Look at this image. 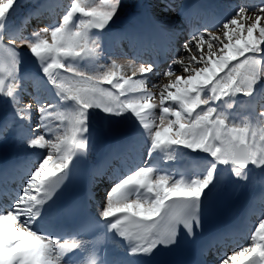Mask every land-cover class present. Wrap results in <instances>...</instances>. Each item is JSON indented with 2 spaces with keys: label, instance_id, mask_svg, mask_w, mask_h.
<instances>
[{
  "label": "snow or ice",
  "instance_id": "snow-or-ice-1",
  "mask_svg": "<svg viewBox=\"0 0 264 264\" xmlns=\"http://www.w3.org/2000/svg\"><path fill=\"white\" fill-rule=\"evenodd\" d=\"M121 4L69 0L59 22L22 36L9 27L16 0H0V98L12 108L11 119L0 123V138L16 126L26 148L47 150L37 154L23 187L0 205V264H147L144 258L177 245L182 233L194 239L201 231L202 212L225 170L244 182L253 169L264 174V102L254 118H236L230 111L238 96L255 102L264 76V0L238 4L215 25V32L207 27L193 31L182 45L186 55L173 58L161 78L151 83L153 63H99L101 35ZM169 25L156 21L160 29ZM20 49L34 60L40 83H46L58 101L37 95L35 109L21 104L25 53ZM33 112L38 116L35 124ZM97 112L109 121L122 118L135 124L146 153L108 187L97 217L57 234L42 227L45 213L69 179L73 159L88 155L90 124ZM53 121L58 123L54 126ZM183 149L206 154L198 157L204 161L198 172L186 175L158 166L159 154ZM94 227L104 229L102 256L95 241L79 238ZM248 240L221 256L220 264H264V215ZM117 241L123 242V252L113 254L111 245Z\"/></svg>",
  "mask_w": 264,
  "mask_h": 264
},
{
  "label": "bare ground",
  "instance_id": "bare-ground-1",
  "mask_svg": "<svg viewBox=\"0 0 264 264\" xmlns=\"http://www.w3.org/2000/svg\"><path fill=\"white\" fill-rule=\"evenodd\" d=\"M178 1L179 0H176V2H178ZM42 3H44V4H42ZM53 3H54V0H48L47 4H45V0H42V1L38 2V4L33 6V10L37 11L38 6H41V5H43L44 7H49ZM165 4H170V3L166 2ZM196 5L197 4L188 6L187 8H185L183 10L184 13H186L189 10L191 11V14L187 17L188 25L190 24V26H191L190 28L200 26V24L205 22V19L199 20V23H197L199 25L191 22V16L195 12V6ZM41 8H43V7H40L39 10H41ZM154 10L155 9L153 6V0H142V3L139 5L133 4L131 10L127 13V16L122 19V24L120 27L121 28L126 27L128 29L130 40L135 39V38L139 39L143 36H150V38L152 37L154 39V41H156V42H158L159 40L164 42V44H166L169 47V50L171 52H173L175 50V48H177V51H179V47H177L176 44H178L180 41V39H178L177 37L181 33L179 34L178 30L173 29L175 22H172V24H170L166 29H160V28L156 27V21L161 20L163 18L159 17V16H155ZM29 12H30V9L28 11H26V14H23L22 11L15 9L14 18L20 19V22L15 24L14 30H16L19 35H22V26H24L29 21V18H28ZM130 13H132L136 17L138 22H135L133 19H131L129 17ZM172 20H175V18ZM213 20H214V18L209 19L210 22H212ZM32 24L36 25L35 22H33ZM18 26H19V28H18ZM112 27H114V26H112ZM198 30H200V29H198ZM183 31L184 30H182V32ZM5 41H6L5 43H7V40H5ZM105 44L106 43H104V45ZM109 44L110 45L104 46V52H106L107 54L105 55V58L100 59L99 62H101V60H103V64H108L112 60H114L118 64L125 65L124 62L117 59L118 56H123V53H125V49L123 48V46L120 43L111 42ZM184 54H186V53H184ZM170 57L174 58L173 53L170 55ZM26 61L29 62L30 67L27 68L26 70L22 71L20 74L21 80L19 83V87H20L19 99H20V97L26 96V95L29 98L32 97V99H34V97H36L38 94H40V91L42 90V88L40 87L41 86L40 80H36V75H40V74H39V71H37V68H38L37 65H35L34 60L32 58H30V56H28ZM135 63H137V65L141 64L140 62H135ZM128 64H130V62ZM40 79H42V77H40ZM157 80H155V81H157ZM259 92H260L259 88H257V93H259ZM40 97L50 99V96L48 94L45 95L44 93H42V91H41ZM256 97H257V95H256ZM236 106H237V104H236ZM0 109H5L6 111H8L11 114V117H12V108H11L9 103H6L3 101V98H0ZM235 109H236V107H235ZM11 117H9L7 120H10ZM94 120H95V122H102L105 124L106 132L110 136L111 139L115 138L119 134H122L126 130L132 129L134 132V144L136 145L135 149L139 151V153H140L139 156H141L142 148H143L145 142H144L142 137L136 135V125L135 124H133L129 120L122 119V118H115L112 121H109V120L104 118V115L102 113H99V112L95 113ZM100 140H101V136H99L97 134H91V138L89 141V147H96ZM39 152H44V150L28 149V148H26V146L24 144L17 145V147L15 148V154H23V155L29 157L34 166H35L34 161L38 158L37 154ZM169 156H174L175 159H168ZM181 158H182V155L179 152H177V153H161L158 156V159L163 160V162H165L166 164H173V168H176V166L180 162ZM135 163H136V161L133 162V164H135ZM202 164L203 163L195 162L192 164V166L195 169H200ZM30 167H31V164H28L25 167V169L30 168ZM99 173L100 174H97L95 176L94 181L98 182L100 184L110 182V181L113 182L119 176L118 173L112 174L111 171L104 172V169L100 170ZM227 179H228L227 175H224V179H223L222 183L220 184L218 191L216 192L215 195H222L228 191V190L226 191L227 187L225 186ZM18 180H20L19 177L17 178L16 182L12 183V182L6 181V179L0 178V191L2 192V195L4 196L3 199L6 202V204H8L10 202V199L23 187V186H21V183H18ZM251 183H252V181H251V178L249 176V179L247 182L236 180L234 182L233 186L235 184H238L239 187H242V186L248 187L251 185ZM258 184L260 186L262 185L260 181L258 182ZM96 190L93 193V195H94V198L99 202V198H101L103 195L101 192H96ZM229 191H230V189H229ZM9 194H11V195H9ZM258 200H259V203H261V205L264 208V196H260ZM101 203H102V201H100V204Z\"/></svg>",
  "mask_w": 264,
  "mask_h": 264
},
{
  "label": "rangeland",
  "instance_id": "rangeland-1",
  "mask_svg": "<svg viewBox=\"0 0 264 264\" xmlns=\"http://www.w3.org/2000/svg\"><path fill=\"white\" fill-rule=\"evenodd\" d=\"M40 0H34V2H31V1H29V0H16V4L19 6V9L18 10H23V9H27L28 8V6L29 7H31V6H33L36 2H39ZM141 0H122V4H121V9H120V11L118 12V14H117V17L116 18H114V22H111L109 25H113V24H115V23H117L119 20H121V18H124L126 15H127V13L130 11V9L132 8V5H133V2H135L134 4H137V2H140ZM161 1L162 0H158V1H156V2H158L159 4H162V5H164L165 3V0L164 1H162V3H161ZM176 1V0H175ZM180 1V0H179ZM178 1V2H179ZM196 2V1H198V0H183V2H181L182 3V5H189L190 3H192V2ZM155 2V0H153V6H154V14H155V11H157V15L159 16V17H162L163 18V20L164 21H168V22H170V24H172V22H175V20H172V19H174V18H177V17H180V14H179V12H174V11H169V10H167L166 11V9L167 8H164V7H160L159 8V6H161V5H159L158 3H156ZM228 2H231L232 4H234V3H237V4H241V1L240 0H227V3H226V5H227V7H228V12H232V10H231V5H229L228 4ZM141 4V3H140ZM139 5V4H138ZM174 5V6H173ZM173 7H177L178 5H180V4H177V3H173ZM191 5H194V4H191ZM190 5V6H191ZM156 7H158L157 8V10H156ZM162 9L164 10V12L162 11ZM166 11V12H165ZM23 12V11H22ZM23 14H26V12L25 13H23ZM157 15H155V16H157ZM172 18V19H171ZM15 19H16V22H15ZM117 19V20H116ZM177 20H179V19H177ZM176 20V21H177ZM18 22H20V19H18V18H14V16L13 17H11V19H10V22H9V26H10V28L16 23H18ZM179 25H176V28H179V27H183V28H185V24H184V22L182 21V20H179ZM24 25V24H23ZM14 28H15V25L12 27V29L14 30ZM36 28V27H35ZM216 30H214L213 32H215ZM179 32V31H178ZM184 34H186L187 35V33H186V30H185V32H182V35H184ZM180 36V37H183V36ZM190 36V35H189ZM179 37V36H178ZM177 37V38H178ZM186 37V36H185ZM187 37H188V35H187ZM182 39H184V37L182 38ZM188 39V38H187ZM186 39V40H187ZM5 40H7V37L5 38ZM6 42V41H5ZM180 42V41H179ZM183 43H184V41L183 42H181V45H180V47H181V50H179V52H178V54H177V57H179V56H184V55H186V54H184L183 53V50H182V45H183ZM107 53L106 52H104L103 53V55H102V57H101V59H103V58H105V55H106ZM119 54V53H118ZM124 56H125V53H123V56L121 57V56H118L117 57V59L119 60H121L122 62H124V64H125V66L126 65H128V63L130 62L131 64H137V63H134V62H131L130 61V58H129V56L128 55H126V57L124 58ZM176 57V55L174 56V58ZM101 63L103 64V60H101ZM146 65V64H145ZM24 66H26V68L28 67V65H21V68H20V70H22V69H24L25 67ZM29 67H30V65H29ZM178 67V66H177ZM168 68V67H167ZM166 68V65H165V67L163 68V72L167 69ZM163 72H159V75L155 78L154 77V75L155 74H157V73H152V74H149V80H150V83L151 82H154L155 80H159L160 78H161V76H162V74H163ZM128 74L130 75L131 74V70L129 69L128 70ZM179 74V73H178ZM152 76V77H151ZM154 77V78H153ZM164 82H167V80H165ZM153 91H158L157 89H153ZM156 102H158V97L156 98ZM36 108V106H33V109H35ZM157 113H158V111H157ZM34 117H32V119H33ZM58 123V122H57ZM47 150H45V152H46Z\"/></svg>",
  "mask_w": 264,
  "mask_h": 264
},
{
  "label": "water",
  "instance_id": "water-1",
  "mask_svg": "<svg viewBox=\"0 0 264 264\" xmlns=\"http://www.w3.org/2000/svg\"><path fill=\"white\" fill-rule=\"evenodd\" d=\"M240 97H243V96H240ZM91 128H94V129H100V130H102V126H97L96 124H94L92 121H91V124H90V129Z\"/></svg>",
  "mask_w": 264,
  "mask_h": 264
}]
</instances>
